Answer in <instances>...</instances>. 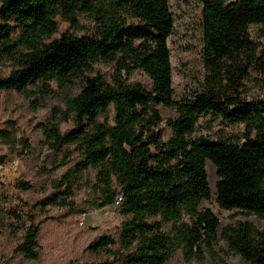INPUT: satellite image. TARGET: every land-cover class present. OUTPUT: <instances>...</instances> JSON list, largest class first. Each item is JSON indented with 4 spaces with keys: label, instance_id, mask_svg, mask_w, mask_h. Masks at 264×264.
<instances>
[{
    "label": "trees",
    "instance_id": "obj_1",
    "mask_svg": "<svg viewBox=\"0 0 264 264\" xmlns=\"http://www.w3.org/2000/svg\"><path fill=\"white\" fill-rule=\"evenodd\" d=\"M202 4L208 73L190 96L175 98L168 46L174 17L167 0H0V61L12 67L0 75V90L44 99L77 82L78 92L42 126L52 154L74 150L78 173L96 171L100 194L91 206L68 200V174L66 185L39 203H58L63 216L113 206L123 218L115 234L94 242L92 249L104 256L83 264H168L177 254L214 259L217 249L264 264V227L250 220L222 225L201 206L211 197L209 161L216 168L218 206L264 220V97L248 98L238 88L240 78L259 76L257 88L264 91V46L250 32L258 26L264 35V0ZM63 23L68 30L60 31ZM136 72L150 85L131 80ZM160 106L173 117L163 118ZM206 114L223 127L242 125L240 135L226 136L221 128L193 136ZM0 140L7 146L0 164L29 150L11 125L0 128ZM14 186L30 189L24 180ZM18 209L11 213L17 216ZM29 211L7 261L17 254L39 257L41 222Z\"/></svg>",
    "mask_w": 264,
    "mask_h": 264
},
{
    "label": "rangeland",
    "instance_id": "obj_2",
    "mask_svg": "<svg viewBox=\"0 0 264 264\" xmlns=\"http://www.w3.org/2000/svg\"><path fill=\"white\" fill-rule=\"evenodd\" d=\"M174 17V28L168 38L171 52L172 86L175 98L190 96L201 87L207 76V69L203 62V33L201 23L202 0H167ZM68 30L63 23L60 31ZM252 38L264 46V35L258 26L250 28ZM55 34L56 36L59 34ZM103 68V66H100ZM9 60L0 61V75L5 76L11 70ZM252 76H254L252 74ZM259 78V76H256ZM251 76L240 78L239 88L248 98L252 95L264 97V91L257 88L258 80ZM131 80L140 81L149 86V79L142 73L136 72ZM78 83L58 89L52 96L44 99L25 97L16 91L0 90V128L13 126L17 136H24L29 145L28 151L9 154L4 162L15 161V166L0 169V263L5 262L6 255H10L14 244L21 232L22 226L28 223L27 216L32 214L41 222V233L38 240L39 257L30 260L22 255H15L7 264H83L90 260L104 256V252H95L92 247L102 234H115L116 227L123 220L113 206L99 207L84 214L63 216L65 207L61 205L42 206L39 202L47 195L57 190V185L63 188L66 183L63 178L68 174L71 181L73 200L83 206H91L99 201V190L96 186V171L85 169L77 172L74 150H65L59 154H52L48 149L47 137L42 124H47L51 112L64 109V99L68 95L78 92ZM163 118L173 117V113L160 106ZM72 124L61 123L62 130L70 128ZM223 128L227 136H239L242 125L223 127L211 114L200 116L193 136L214 135L216 130ZM168 133V130H165ZM0 140V152L6 151L7 146ZM71 149V148H68ZM208 184L211 191L209 200H203L202 207L209 208L222 225L237 220H250L255 226L264 227V220L257 216H244L236 210L221 209L216 202L215 182L216 168L211 162H206ZM15 180L28 181L30 189L22 191L15 188ZM58 200V199H57ZM13 206H17L18 215L11 213ZM29 211V212H28ZM228 264H247L239 256L216 250V257L205 253L204 258L186 260L182 254H177L168 264H217V261Z\"/></svg>",
    "mask_w": 264,
    "mask_h": 264
},
{
    "label": "built area",
    "instance_id": "obj_3",
    "mask_svg": "<svg viewBox=\"0 0 264 264\" xmlns=\"http://www.w3.org/2000/svg\"><path fill=\"white\" fill-rule=\"evenodd\" d=\"M14 167L15 166V161H6L0 164V169L4 168V167Z\"/></svg>",
    "mask_w": 264,
    "mask_h": 264
}]
</instances>
